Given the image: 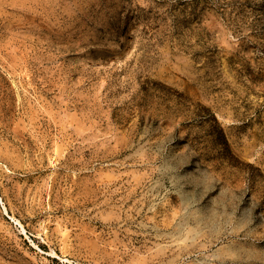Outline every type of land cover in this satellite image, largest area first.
<instances>
[{
	"label": "rangeland",
	"instance_id": "374dc122",
	"mask_svg": "<svg viewBox=\"0 0 264 264\" xmlns=\"http://www.w3.org/2000/svg\"><path fill=\"white\" fill-rule=\"evenodd\" d=\"M0 264H264V0H0Z\"/></svg>",
	"mask_w": 264,
	"mask_h": 264
}]
</instances>
